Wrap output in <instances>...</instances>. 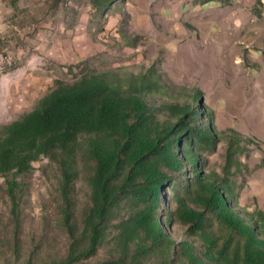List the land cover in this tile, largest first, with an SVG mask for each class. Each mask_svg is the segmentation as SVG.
Here are the masks:
<instances>
[{
    "label": "trees",
    "instance_id": "16d2710c",
    "mask_svg": "<svg viewBox=\"0 0 264 264\" xmlns=\"http://www.w3.org/2000/svg\"><path fill=\"white\" fill-rule=\"evenodd\" d=\"M180 96L152 71L87 72L73 83L54 81L30 113L0 126L14 256L23 251L26 179L47 159L59 171L57 214L70 240L67 255L49 264H82L109 242L99 264H264V212L237 208L228 179L201 172L200 152L217 142L213 115L200 109L199 91ZM242 142L227 138L225 174ZM85 170L90 194L78 217L76 182ZM166 186L174 206L164 205L162 222ZM172 225L181 229L177 238ZM39 256L34 249L22 264Z\"/></svg>",
    "mask_w": 264,
    "mask_h": 264
},
{
    "label": "rangeland",
    "instance_id": "374dc122",
    "mask_svg": "<svg viewBox=\"0 0 264 264\" xmlns=\"http://www.w3.org/2000/svg\"><path fill=\"white\" fill-rule=\"evenodd\" d=\"M116 68L152 71L181 100L199 91L217 138L199 154L201 172L226 177L237 208L264 212V0H0V126L30 113L54 81ZM229 135L243 139V152L225 174ZM86 177L85 170L76 182L78 217L89 200ZM26 180L20 257L7 246L11 204L0 188V264H22L34 249L40 256L31 264L68 252L57 166L44 159ZM172 196L166 186L161 220ZM169 230L175 238L181 232ZM112 247L82 264L105 261Z\"/></svg>",
    "mask_w": 264,
    "mask_h": 264
},
{
    "label": "crops",
    "instance_id": "0c3cea01",
    "mask_svg": "<svg viewBox=\"0 0 264 264\" xmlns=\"http://www.w3.org/2000/svg\"><path fill=\"white\" fill-rule=\"evenodd\" d=\"M111 23V22H110ZM113 23V22H112ZM113 25H114V23H113Z\"/></svg>",
    "mask_w": 264,
    "mask_h": 264
}]
</instances>
